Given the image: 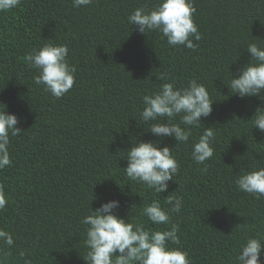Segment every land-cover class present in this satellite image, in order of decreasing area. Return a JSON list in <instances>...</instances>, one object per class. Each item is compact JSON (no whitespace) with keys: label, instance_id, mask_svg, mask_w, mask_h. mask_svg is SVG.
<instances>
[{"label":"trees","instance_id":"trees-1","mask_svg":"<svg viewBox=\"0 0 264 264\" xmlns=\"http://www.w3.org/2000/svg\"><path fill=\"white\" fill-rule=\"evenodd\" d=\"M157 3L93 0L77 8L72 0H20L0 11V110L15 114L21 130L10 136L12 165L0 170L8 199L0 228L14 241L10 248L0 244L10 253L3 264H87L81 220L109 200H118L117 214L134 223L160 230L177 225L180 244L169 247L187 251L192 264H236L246 238L264 235V197L235 184L243 172L264 167V132L252 123L264 100L241 98L227 87L231 73L238 76L250 62L248 43L264 47V0H193L202 35L193 40L196 50L172 47L162 34H141L128 22L135 9ZM46 43L66 44L77 69L73 88L59 99L35 83L39 73L24 61ZM161 73L170 79L161 80ZM190 79L215 101L201 127L187 143L146 131L143 96ZM205 127L216 131L214 156L197 164L192 144ZM136 140L172 148L180 168L167 192L127 178V150ZM168 196L182 199L180 212H170L169 225L151 224L143 208L157 199L168 210Z\"/></svg>","mask_w":264,"mask_h":264},{"label":"clouds","instance_id":"clouds-1","mask_svg":"<svg viewBox=\"0 0 264 264\" xmlns=\"http://www.w3.org/2000/svg\"><path fill=\"white\" fill-rule=\"evenodd\" d=\"M74 7H86L93 0H72ZM20 0H0V11L15 8ZM196 12L193 0H159L151 10L144 7L135 9L128 17L131 25H136L141 34L155 31L167 44L176 47L183 45L196 50L202 35L193 19ZM247 52L250 62L239 69V75L231 73L227 87L231 93L241 98L257 96L264 100V47L249 42ZM69 48L66 44L46 43L34 48L24 56L25 63L38 71L35 77L37 85H43L44 91L59 99L65 96L76 81V67L68 62ZM161 80H169L161 73ZM143 110L140 119L147 124V130L157 137H172L176 142L187 143L194 128L202 125L213 111V101L203 83L190 79L187 86L177 88L174 82H165L157 92L142 98ZM179 118L178 122L176 121ZM252 120L253 128L264 132V108H257ZM166 121V123H165ZM19 120L6 109L0 110V170L12 165L9 145L10 136H17L21 130ZM216 131L205 127L203 133L192 144V159L197 164H205L214 156ZM125 174L130 181L141 184L156 194L167 192L169 181H174L180 165L172 154V148L160 147L159 142L136 140L127 150ZM207 171V166L201 169ZM240 191L252 194L256 199L264 197V167L245 171L235 179ZM8 203L7 195L0 185V210ZM168 210L154 199L143 208L145 216L153 225H169L170 212L179 213L182 199L168 196ZM118 200L102 202L100 207L84 216L81 223L86 226L84 241L87 252L84 260L87 264H192L189 253L181 247H169V242L179 245V228L175 224L167 229H153L143 223H134L129 218L117 214ZM13 235L0 228V244L13 245ZM264 250V235L259 233L247 237L240 245L235 257L236 264H264L261 253ZM10 253L0 248V264ZM24 258L25 253L21 252ZM24 264H32L24 259Z\"/></svg>","mask_w":264,"mask_h":264}]
</instances>
